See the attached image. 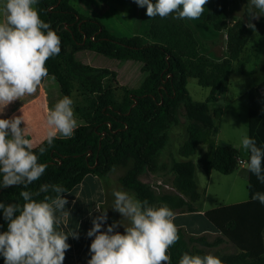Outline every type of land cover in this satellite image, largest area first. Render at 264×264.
<instances>
[{
  "label": "trees",
  "instance_id": "16d2710c",
  "mask_svg": "<svg viewBox=\"0 0 264 264\" xmlns=\"http://www.w3.org/2000/svg\"><path fill=\"white\" fill-rule=\"evenodd\" d=\"M240 6L243 19L228 25L230 8ZM36 7L41 19L61 38V51L46 62L48 76L43 81L53 80L62 98L71 97L73 92L79 95L74 113L81 123L72 138H57L51 147L44 140L33 147L38 162L47 165L45 173L27 189L0 188V202L23 204L19 193L28 190L35 194L42 184L61 185L66 190L64 195L87 175L105 178L121 167L125 172L119 183L137 199L156 206L167 204L172 211L195 212L200 195L195 182L196 163L190 158L198 147L206 149L199 159L206 176L212 171L227 176L238 168L239 152L230 144L216 142V121L222 111L211 112L208 103L224 90L233 63L243 65L242 54L252 34L264 29V16L253 22L248 0H213L206 22L215 32L225 33L227 55L221 56V51L217 60H206L196 55L186 59L178 53V48L195 36L187 19L151 18L145 39L111 32L99 19L79 13L70 0H39ZM249 22L255 25L254 30L248 27ZM208 41L218 44L214 39ZM83 51L120 64L138 62L144 80L136 89L120 87L116 72L76 60L75 55ZM188 78L210 90L205 102L191 99L186 88ZM262 85L264 81L249 90L247 135L264 149V97L258 94ZM119 89L122 93L117 96ZM178 112L187 120L186 138L177 151L183 160L172 159L167 167L173 175L174 193L157 195L143 180L160 170L158 156L168 143V130L178 123ZM41 146L47 147L43 155L39 154ZM246 189L247 202L204 213L237 249L236 253L215 255L223 264H264V205L251 198L253 193L264 192V184L248 171ZM46 194L55 195L41 193L34 198L41 200ZM7 223L0 210V233L7 230ZM178 232V242L168 250L171 264H179L185 252L203 256L207 254L205 249L222 243V238L209 242L203 236H188L181 228ZM0 264H4L2 255Z\"/></svg>",
  "mask_w": 264,
  "mask_h": 264
},
{
  "label": "clouds",
  "instance_id": "9594fccd",
  "mask_svg": "<svg viewBox=\"0 0 264 264\" xmlns=\"http://www.w3.org/2000/svg\"><path fill=\"white\" fill-rule=\"evenodd\" d=\"M139 7L146 6L149 18L173 16L179 20H197L205 10L208 0H134ZM39 0H4L0 7V114L22 97L37 92L48 76L46 62L61 51V38L48 22L41 19L36 7ZM249 15L259 19L264 16V0H248ZM249 28L255 25L249 22ZM74 101L64 96L50 108L46 115L45 140L51 147L57 138L69 139L78 128ZM22 116L0 118V188L23 186L27 189L45 173L47 165L38 162L33 143L26 138V127L21 128ZM47 147L41 146L43 155ZM247 154L241 160L246 169L264 184V149L255 139L242 134L236 145ZM65 189L58 184H42L34 194L22 190L24 203L0 202L7 230L0 233V255L4 264H63L70 248L68 237L79 238L77 231L66 232L69 212ZM46 194L43 199L35 196ZM112 209L123 220L102 226L107 221V211L96 206L100 215L92 219L87 236L94 237L90 244L91 258L87 264H171L168 250L179 240L175 214L167 204L151 205L139 200L134 193L115 190ZM252 200L264 205V192L252 194ZM123 221H127L125 224ZM124 227L121 234L115 229ZM179 264H223L212 254L183 253Z\"/></svg>",
  "mask_w": 264,
  "mask_h": 264
},
{
  "label": "rangeland",
  "instance_id": "374dc122",
  "mask_svg": "<svg viewBox=\"0 0 264 264\" xmlns=\"http://www.w3.org/2000/svg\"><path fill=\"white\" fill-rule=\"evenodd\" d=\"M210 1L212 0H208L206 4L208 6L210 3V6L205 10V13L197 19L198 23L202 25L204 33H201L196 28L195 20H187L189 27L195 32V36L192 42H187L178 48V53L186 59L196 55L195 57L200 59L216 60L221 51L224 52V55H227L225 50V33L213 31L212 27L206 22V13L212 6V2ZM3 2L4 0H0V7H2ZM243 15L244 10L242 6L230 8L228 25H232L237 20H242ZM252 21L255 22L257 19L252 18ZM210 39H214L218 44H221L212 45L208 41ZM200 40L204 41L200 42ZM75 58L81 63L94 67L108 68L116 72L118 86L127 89L138 88L145 77V74L140 70V64L138 62L129 61L120 64L115 60L105 58L90 51L77 53ZM242 60L243 65L236 62L233 63L232 73L229 76L224 90L218 93V97L215 96L208 103L211 112L214 109H220L222 111L220 120L216 121L218 127L216 140L221 143H231V146L239 152V159L247 158V154L242 149H238L236 145L239 143L240 136L244 133L247 134V118L250 107L249 90L264 81V29L257 30L252 34L242 54ZM186 88L193 101L205 102L209 96L210 90L199 86L193 78H188ZM121 93L122 91L119 89L117 96ZM71 98L74 101V108L80 103V97L76 92H73ZM76 119L78 124L81 123L77 117ZM186 125L187 120L181 112H178V123L168 130V143L160 151L158 156L160 170L155 174H148L145 177L146 179L143 180L146 183L151 179L163 183L158 190H154L157 195L174 193V190L171 188L173 175L167 167L172 159H181L177 151L186 138ZM203 150H205V146H199L196 153L190 158L196 163L195 180L200 195L199 201L195 204L197 208L207 211L214 207L247 200L246 179L237 178L234 174L225 176L216 171L211 172L210 178L205 175L200 164H198L200 159L199 155ZM238 169H240V166H238ZM124 172L125 168L117 167L111 174L103 178V180L111 186L119 185V179ZM123 222L127 224V221ZM201 222L203 224L206 223V221ZM122 228L124 229L123 226ZM205 252L212 255L229 254L233 252V249L225 245L217 249H205Z\"/></svg>",
  "mask_w": 264,
  "mask_h": 264
},
{
  "label": "crops",
  "instance_id": "0c3cea01",
  "mask_svg": "<svg viewBox=\"0 0 264 264\" xmlns=\"http://www.w3.org/2000/svg\"><path fill=\"white\" fill-rule=\"evenodd\" d=\"M210 2L213 4V0ZM153 3H155V0H153ZM70 4L79 13L99 19L113 33L116 32L125 37L139 35L147 39L146 34L151 18L146 15V6L142 7L140 10V7L134 0H70ZM208 6H210V3ZM208 6L205 5V10ZM0 17L2 19V16ZM194 22L196 28L201 33H204L202 25L198 23L197 20ZM221 56L225 57L226 55H224V52H221ZM216 97H218V95H216ZM60 99H62V97L59 94L58 86L53 80L47 79L46 81H42L34 95L22 97L21 100L18 99L9 104L4 109L3 113L0 114V118L8 119L23 115L25 122H21V127L22 129L26 127V138L31 140L33 147H35L45 140L47 132V112ZM216 142L221 144V142L217 140ZM227 144L231 145V143ZM205 151L206 149L201 152L199 157H201ZM180 160L183 159L181 158ZM241 160H247V158ZM244 167V165H241L240 169L237 168L232 174L236 175L237 178L246 179L248 182V170ZM210 176L211 173L208 178H210ZM115 190H123L131 193V191L124 189L120 184L111 186L106 184L103 178L87 175L79 185L63 195L68 201L65 207L70 214L65 231L70 232L75 230L79 234L78 239H74L72 236L68 237L67 243L70 245V248L65 253L63 264H87L88 260L91 258L89 249L94 237H88L87 232L93 226L92 219L100 215V212L96 211L97 205L100 206L101 210L107 211V221L102 226V230L106 231L108 225L123 220L121 214L112 209L114 201L112 193ZM247 201L248 197L245 201L214 207L207 211L237 205ZM195 209V212L173 211L175 214L174 223L177 225V228H181L188 236H203L209 242H212L216 238H222V243L212 249H217L226 245L227 247H232V253H236L237 249L223 238L219 231L204 217V213L207 211L198 209L196 205ZM201 221H206V223L203 224ZM115 231L121 234L124 233L122 226L117 227Z\"/></svg>",
  "mask_w": 264,
  "mask_h": 264
},
{
  "label": "built area",
  "instance_id": "2783aa9c",
  "mask_svg": "<svg viewBox=\"0 0 264 264\" xmlns=\"http://www.w3.org/2000/svg\"><path fill=\"white\" fill-rule=\"evenodd\" d=\"M258 94L261 96V97H264V85H262L259 89H258ZM241 159H237V163L239 166L243 165L240 163ZM149 188L151 190H158L160 186L163 185V183L161 181H155L153 179L149 180L147 183H146ZM172 188V187H171ZM173 190V188H172ZM155 192V191H154ZM156 193V192H155Z\"/></svg>",
  "mask_w": 264,
  "mask_h": 264
}]
</instances>
